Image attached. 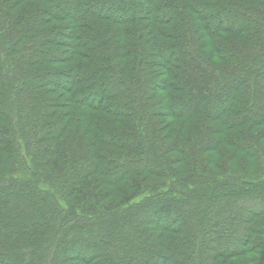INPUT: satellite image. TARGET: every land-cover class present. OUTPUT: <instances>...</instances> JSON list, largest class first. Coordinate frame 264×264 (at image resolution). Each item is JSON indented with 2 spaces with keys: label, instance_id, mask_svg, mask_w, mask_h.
Instances as JSON below:
<instances>
[{
  "label": "trees",
  "instance_id": "trees-1",
  "mask_svg": "<svg viewBox=\"0 0 264 264\" xmlns=\"http://www.w3.org/2000/svg\"><path fill=\"white\" fill-rule=\"evenodd\" d=\"M0 264H264V0H0Z\"/></svg>",
  "mask_w": 264,
  "mask_h": 264
},
{
  "label": "rangeland",
  "instance_id": "rangeland-1",
  "mask_svg": "<svg viewBox=\"0 0 264 264\" xmlns=\"http://www.w3.org/2000/svg\"><path fill=\"white\" fill-rule=\"evenodd\" d=\"M227 37V36H225ZM190 125L187 124V122L185 120H182V119H176L175 121H173V125H172V129L173 128H181V127H185V128H188ZM176 132V131H174ZM171 156L175 157V156H178L179 158L182 159V155L179 154L178 152H171L170 153ZM179 165H181L182 167H185V161H181L179 162ZM149 190H146L141 196H139L136 200H139L141 199L142 197H144L147 193H148ZM251 257V254H242V255H237V256H234L230 259H226V261H234V262H237V261H244V262H248ZM218 261H221V259H219Z\"/></svg>",
  "mask_w": 264,
  "mask_h": 264
}]
</instances>
